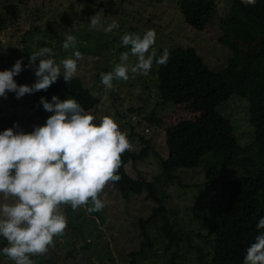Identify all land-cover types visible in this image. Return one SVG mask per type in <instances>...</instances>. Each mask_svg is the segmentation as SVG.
Listing matches in <instances>:
<instances>
[{
	"label": "rangeland",
	"instance_id": "374dc122",
	"mask_svg": "<svg viewBox=\"0 0 264 264\" xmlns=\"http://www.w3.org/2000/svg\"><path fill=\"white\" fill-rule=\"evenodd\" d=\"M213 1L215 6L210 19L202 28L195 29L183 21L175 0H0V71L10 69L17 59L23 60L25 53L30 56L41 47L51 48L54 52L52 58L57 63L72 58L73 52L79 50L83 59L78 62L77 75L91 93H98V102L88 112L97 122L103 116H112L121 131H127L132 149L144 145L138 136L141 134L150 140L149 145L153 144L158 154L164 155L163 128L187 118L191 112L181 105L175 107L170 102H159L156 64L153 63L148 75L129 73L127 81L114 80L112 89L101 84V73L111 71L119 63L122 52H130V47L121 42L125 33L142 35L146 30L154 29L156 42L152 50L157 56L172 45H190L213 69L222 66L229 54H242L256 45L258 34L263 30L262 23L247 14L237 0ZM96 13L101 17V25L90 28L89 18ZM112 20L118 21L119 27L106 33L104 28ZM68 35L77 38L75 49H63L62 44ZM129 62L134 64L136 57L130 55ZM14 80L17 84L35 82L34 66L22 70ZM244 99L231 94L216 105V110L229 119L241 144L253 140ZM152 112L160 121L147 119ZM50 115L52 113L46 112L29 94L20 99H16L15 94L0 97V131L16 124L18 127L13 128L14 131L31 132L34 125H43ZM144 127L148 130L144 131ZM198 165L175 170L181 175L180 183L186 185L173 179L162 188L174 226L202 233L215 216L214 206L221 199L223 182L235 173H226L225 168L222 171L213 168L208 173L211 176L208 182L204 169ZM124 168L131 176H135L136 169H139L146 178H151L159 169L151 150L144 159L133 164L127 162ZM100 198L105 207L99 212H88L87 207L91 204L75 211L70 205H62L67 228L54 238V246L46 254L30 257L34 264H44L45 261H52V264H128V252L138 248L140 240L137 220L147 216L155 201L147 197L145 191L122 199L110 183ZM11 202V198L6 201L0 194V204ZM149 231L153 237L152 247L138 256L137 262L167 264L169 251L162 250L156 227L151 225ZM83 238L90 240L84 248L80 246ZM192 240L200 241L193 234ZM5 246L7 241L0 237V249ZM178 252L174 260L176 264L196 263L195 250L189 249L185 243L180 245ZM0 264L14 262L0 252Z\"/></svg>",
	"mask_w": 264,
	"mask_h": 264
},
{
	"label": "trees",
	"instance_id": "16d2710c",
	"mask_svg": "<svg viewBox=\"0 0 264 264\" xmlns=\"http://www.w3.org/2000/svg\"><path fill=\"white\" fill-rule=\"evenodd\" d=\"M237 1L247 14L263 25L256 45L242 54H229L225 63L216 69L209 67L190 45L170 46L167 48L170 52L167 64H156L159 102H170L175 107L181 105L191 115L163 128L164 155L158 154L153 144L149 145L150 140L137 133L144 145L122 155L118 172L121 180L110 183L122 199L145 191L146 196L155 201L147 216L137 220L140 240L138 248L128 252V264H139L137 257L151 249V225L158 231L162 250L169 251L167 264H176L174 260L182 243L195 250V264H243L246 249L259 232H264V229L256 227L264 217V0H256L255 4ZM175 3L183 21L195 29L202 28L210 19L215 6L213 0H175ZM28 64L29 54L25 53L23 70L28 68L24 67ZM33 83L20 82L18 85L31 86ZM8 94L14 95L11 92ZM231 94L246 99L253 140L245 144L237 141L229 119L216 110V105ZM29 95L38 101L40 97L51 100L53 95L60 100L73 98L87 112L98 102V97L91 95L77 74L68 84L61 76L46 91ZM147 119L160 121L159 117L153 116V112ZM150 150L156 158L158 171L151 178L144 177L139 169H136L135 176L128 174L125 163L133 164L144 159ZM196 165L204 169L205 181L208 182L211 180L208 173L213 168L217 171L225 168L226 173H235L223 182L221 199L214 206L215 216L202 233L174 226L167 212L166 193L162 188L173 179L186 185L180 183L181 175L175 170ZM72 228L78 230L76 226L72 225ZM192 234L200 241H193ZM89 242L83 238L80 246L84 248ZM44 264H52V261H45Z\"/></svg>",
	"mask_w": 264,
	"mask_h": 264
},
{
	"label": "clouds",
	"instance_id": "9594fccd",
	"mask_svg": "<svg viewBox=\"0 0 264 264\" xmlns=\"http://www.w3.org/2000/svg\"><path fill=\"white\" fill-rule=\"evenodd\" d=\"M255 4L256 0H244ZM89 27L101 25L98 13L89 18ZM119 27L112 20L104 31L112 32ZM122 45L130 52H122L119 63L106 73H101V84L113 88L114 80L127 81L129 73L148 75L153 63L166 65L170 52L164 49L157 56L152 50L156 42L154 29L139 33H125ZM77 38L68 35L63 49H75ZM136 57L130 63L129 58ZM49 47H41L29 56L36 81L31 85H18L14 80L22 70V58L10 69L0 71V97L9 92L20 99L25 94L46 91L61 76L68 84L77 74L78 62L83 59L79 50L72 58L59 63ZM39 60L38 65L36 64ZM92 96L98 93L93 91ZM39 103L46 112L52 113L43 125H34L31 132L14 131L18 127L0 131V194L11 203L0 204V237L7 246L0 249L14 264H34L32 256L44 255L54 246V238L67 228V217L62 205H70L75 211L87 207L88 212H99L105 207L100 194L109 183L121 180L118 174L121 157L132 150L127 131H121L112 116H103L98 122L94 115L85 111L73 98L60 100L53 95L49 102L40 97ZM264 229V217L257 225ZM243 264H264V232L246 249Z\"/></svg>",
	"mask_w": 264,
	"mask_h": 264
}]
</instances>
